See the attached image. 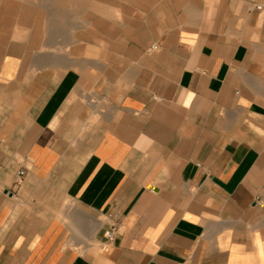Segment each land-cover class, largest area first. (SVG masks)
<instances>
[{
  "label": "crops",
  "instance_id": "1",
  "mask_svg": "<svg viewBox=\"0 0 264 264\" xmlns=\"http://www.w3.org/2000/svg\"><path fill=\"white\" fill-rule=\"evenodd\" d=\"M97 13L0 28V264H264V0Z\"/></svg>",
  "mask_w": 264,
  "mask_h": 264
},
{
  "label": "rangeland",
  "instance_id": "2",
  "mask_svg": "<svg viewBox=\"0 0 264 264\" xmlns=\"http://www.w3.org/2000/svg\"><path fill=\"white\" fill-rule=\"evenodd\" d=\"M105 1L0 0V28L5 21L10 23L16 37L29 43L36 53L50 54L52 43L71 41L81 32L89 12L93 20Z\"/></svg>",
  "mask_w": 264,
  "mask_h": 264
},
{
  "label": "built area",
  "instance_id": "3",
  "mask_svg": "<svg viewBox=\"0 0 264 264\" xmlns=\"http://www.w3.org/2000/svg\"><path fill=\"white\" fill-rule=\"evenodd\" d=\"M23 173H24L23 171H20L18 173V178L19 179L22 177ZM106 235H107L108 238L112 239L114 237V227H112L111 230H109L108 232H106Z\"/></svg>",
  "mask_w": 264,
  "mask_h": 264
}]
</instances>
